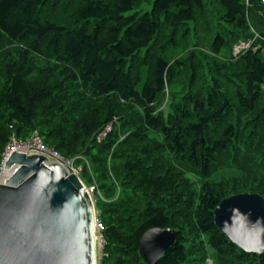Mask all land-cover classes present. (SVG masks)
I'll return each mask as SVG.
<instances>
[{
    "label": "trees",
    "instance_id": "16d2710c",
    "mask_svg": "<svg viewBox=\"0 0 264 264\" xmlns=\"http://www.w3.org/2000/svg\"><path fill=\"white\" fill-rule=\"evenodd\" d=\"M32 133L95 186L97 264H145L154 228L176 239L156 264H264L213 223L225 198H264L260 0H0V163Z\"/></svg>",
    "mask_w": 264,
    "mask_h": 264
},
{
    "label": "water",
    "instance_id": "95a60500",
    "mask_svg": "<svg viewBox=\"0 0 264 264\" xmlns=\"http://www.w3.org/2000/svg\"><path fill=\"white\" fill-rule=\"evenodd\" d=\"M0 184V264H97L95 208L78 176L40 155L13 152ZM219 233L242 253H264V198L239 194L213 211ZM170 229L154 228L139 240L145 264H156L175 244Z\"/></svg>",
    "mask_w": 264,
    "mask_h": 264
},
{
    "label": "built area",
    "instance_id": "2783aa9c",
    "mask_svg": "<svg viewBox=\"0 0 264 264\" xmlns=\"http://www.w3.org/2000/svg\"><path fill=\"white\" fill-rule=\"evenodd\" d=\"M247 2V0H244ZM262 5L264 6V0H260ZM255 38H258L256 34ZM251 43L250 41H247L245 43L241 42L237 45H235L232 48V56L236 57L243 51L247 50L250 47ZM110 131V127H106L105 130L100 133L97 136V140H101L105 137V135ZM22 153L25 155H40L45 157L49 164L55 163L60 166H62L68 174H74L78 176L80 169H77L74 166V161L73 160H66L63 159L57 152L48 149L45 147V145L40 141L38 135L36 133H32L31 136L24 140V141H17L13 137L10 138L9 143L7 144L3 154L1 155V170H3V165L9 158V156L13 153ZM88 194L90 197L93 195V188H86ZM96 214V212H95ZM103 225L102 222L97 218L95 215V221H94V239H95V244L97 248L98 255L100 253L101 248L103 247V238H102V233H103Z\"/></svg>",
    "mask_w": 264,
    "mask_h": 264
},
{
    "label": "rangeland",
    "instance_id": "374dc122",
    "mask_svg": "<svg viewBox=\"0 0 264 264\" xmlns=\"http://www.w3.org/2000/svg\"><path fill=\"white\" fill-rule=\"evenodd\" d=\"M168 105H169V102L166 100L159 108V111L163 112V114H167L169 112V109H168ZM118 121L115 120V123H117ZM116 129L118 130L117 134H118V137L120 138L119 141H122L124 140V136L122 135L123 134V128L121 126H116ZM6 148V147H5ZM5 150V149H4ZM77 169H80V167H77ZM1 173H2V170H1V166H0V177H1ZM221 176V177H228L230 175H233V176H236L237 173L232 171V170H222L220 171L217 175L215 176ZM79 178V177H78ZM217 179V177L215 178ZM82 183V182H81ZM83 184V183H82ZM85 188H93L95 190V186H91V187H85ZM97 193V192H96ZM97 196L99 197V194H97ZM91 199H92V202H93V206H95V202H96V195L95 193L91 196ZM99 259V255H98V252H97V261ZM211 259H207L206 261V264H211Z\"/></svg>",
    "mask_w": 264,
    "mask_h": 264
},
{
    "label": "bare ground",
    "instance_id": "6f19581e",
    "mask_svg": "<svg viewBox=\"0 0 264 264\" xmlns=\"http://www.w3.org/2000/svg\"><path fill=\"white\" fill-rule=\"evenodd\" d=\"M14 169L11 170H2L1 177H0V184H4L5 180L10 177V175L13 173Z\"/></svg>",
    "mask_w": 264,
    "mask_h": 264
}]
</instances>
